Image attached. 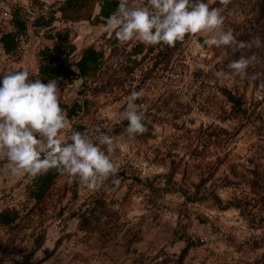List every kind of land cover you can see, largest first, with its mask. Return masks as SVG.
I'll use <instances>...</instances> for the list:
<instances>
[{"label":"rangeland","instance_id":"obj_1","mask_svg":"<svg viewBox=\"0 0 264 264\" xmlns=\"http://www.w3.org/2000/svg\"><path fill=\"white\" fill-rule=\"evenodd\" d=\"M64 2L0 0V37L16 31L14 14L25 22L16 50L6 54L0 43V71L28 68L35 79L55 52L60 106L67 116L81 105L62 135L76 130L98 143L109 134L117 171L88 189L55 170L39 198L42 177L0 171V213L15 216L0 225V264H264V45H226L221 60L205 32L172 48L120 42L105 20L96 22L98 0L87 1L80 20L70 9L61 16ZM206 2L238 41H264L260 0ZM86 48L103 57L84 79L75 64ZM251 52L260 62L248 75L216 77ZM132 90L142 93L135 103L147 126L134 138L126 120L113 118Z\"/></svg>","mask_w":264,"mask_h":264},{"label":"clouds","instance_id":"obj_2","mask_svg":"<svg viewBox=\"0 0 264 264\" xmlns=\"http://www.w3.org/2000/svg\"><path fill=\"white\" fill-rule=\"evenodd\" d=\"M223 24L220 10L210 7L206 0H118L115 12L106 18V28L120 42L135 38L146 45L172 46L186 34L208 33L204 44L221 48V60L225 59L226 45L233 46V51L264 45L259 36L238 41L232 29L225 30ZM259 62L255 52L241 54L227 62L229 71L220 69L215 75L246 76L249 66ZM29 76L33 75L28 68L0 71V161H6L0 171L35 177L55 168L66 175L68 182L77 180L88 189L98 188L117 171L110 158L113 137L100 132L97 143L72 130L65 138L62 130L70 126L60 106L57 79L45 83ZM252 76L256 78L255 73ZM260 87L264 88V82ZM141 95V91L132 90L126 97V107L113 114L114 119L127 121L130 138L147 130L135 103Z\"/></svg>","mask_w":264,"mask_h":264},{"label":"trees","instance_id":"obj_3","mask_svg":"<svg viewBox=\"0 0 264 264\" xmlns=\"http://www.w3.org/2000/svg\"><path fill=\"white\" fill-rule=\"evenodd\" d=\"M88 0H65V2L59 7V12L61 13V16L63 18H66L68 14V10H72L70 13H73L74 19L80 20L79 12L83 9H85L86 4ZM96 1V0H95ZM118 4V0H98V6H99V14H98V20L96 22H100V20H105L108 16L113 14L116 10ZM257 5L260 7V10L262 13H264V0H260ZM216 6V4H213L211 7ZM16 14H14V18L12 16V24L16 28V31H10L5 34H2L0 37V43L2 44V47L4 49V52L6 54L11 53L12 51L16 50L17 48V35L19 32L25 30V22L24 20L20 19ZM246 15V14H245ZM18 17V18H17ZM85 20H91V16H86L84 18ZM95 19V18H94ZM264 19V18H263ZM264 24V20L262 21ZM139 45V44H137ZM137 45L135 47H137ZM164 45V44H163ZM63 45L57 46V49H59ZM165 47L172 48L171 46L164 45ZM136 54H139V51H135ZM56 53L53 52V54H49L44 57V59L47 61L46 64L40 66L38 77L42 80V82H47L48 79L55 78L57 79L59 76H61V72H59L58 68L54 66L55 63V56ZM103 57L102 52H99L95 50L94 48H86L83 50L80 58L75 64L76 70L81 78L86 77H93L96 73V71L99 69L100 61ZM73 72H66V74H72ZM228 101L233 106H238L239 101L238 99L231 93L226 91L224 94ZM78 109H81V105L77 103H73L70 107L67 108V118H72ZM56 169L50 168L47 170L44 174H40L39 177L41 183L37 187L38 194H36V197H40L39 193H42L46 187L47 184L52 179V175ZM15 216H10L9 211H4L0 213V225L8 226L11 225L14 222Z\"/></svg>","mask_w":264,"mask_h":264}]
</instances>
